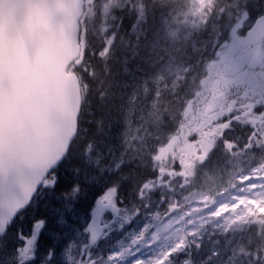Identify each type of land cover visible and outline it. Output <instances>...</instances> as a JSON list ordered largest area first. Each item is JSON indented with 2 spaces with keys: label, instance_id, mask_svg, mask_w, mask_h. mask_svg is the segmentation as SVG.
I'll return each instance as SVG.
<instances>
[{
  "label": "rangeland",
  "instance_id": "rangeland-1",
  "mask_svg": "<svg viewBox=\"0 0 264 264\" xmlns=\"http://www.w3.org/2000/svg\"><path fill=\"white\" fill-rule=\"evenodd\" d=\"M171 1L175 9L169 17H163L161 38L157 37L152 45L140 44L139 50L133 48L132 57L136 50L140 55L145 49L146 68L125 72L127 81L122 80L115 93V99L119 96L121 100L120 109L115 118H108L123 125L122 133L115 137L118 142L114 156L123 153L127 166L143 158L163 173L153 187L148 185L143 190V195L136 194L140 208L123 198L126 211L103 229L91 252L98 258L123 253L116 264H139L141 260L155 264L158 259H165L167 264H258L257 257L264 261V112L252 115L262 124L260 140L254 145L245 139L232 144L230 137L236 135L235 128L225 117L236 96L243 98L244 112H249V104L257 102L256 94L264 86V64L238 69L242 51L228 54L237 13L245 10L242 7L251 0ZM121 2H87L82 41L87 50L103 51L102 59L92 56L99 64L110 58L111 48L116 46L121 30L115 8ZM126 4L132 16L136 13V20L125 35L134 36L136 47L137 21L141 20L144 0H126ZM257 4L260 7L254 9L264 11V0ZM255 50H246L249 59L254 58ZM242 72H251L254 78L242 77ZM102 94L104 100L106 90ZM90 110L86 111L88 123L93 124L101 111L96 114ZM195 136L193 148L186 138ZM233 146V152L229 151ZM254 148L248 156H242L245 149ZM225 155L238 157L224 165L220 156ZM181 174L192 182L190 188L182 189L174 180ZM153 190H157L155 198ZM169 212L172 214L164 217ZM29 215H24L26 226L31 220ZM67 243L68 238L60 241L58 254L64 252ZM39 251L46 252L45 246L41 245ZM57 264H67L66 259L58 255Z\"/></svg>",
  "mask_w": 264,
  "mask_h": 264
},
{
  "label": "snow or ice",
  "instance_id": "snow-or-ice-1",
  "mask_svg": "<svg viewBox=\"0 0 264 264\" xmlns=\"http://www.w3.org/2000/svg\"><path fill=\"white\" fill-rule=\"evenodd\" d=\"M66 8L77 19L82 14V5L72 4L70 0H0L3 59L0 95L4 99L0 123V264H57L58 255L67 264H116L123 258V253L98 258L91 252L103 229L126 209L118 181L102 180L92 175L90 169L98 170L101 175L106 170L118 172L127 163L124 154L113 156L109 164H102L100 154L93 156L95 142L81 143L84 138L80 135L81 114L91 108V101L76 108L78 98L73 94L71 81H64L57 88L36 74L41 68L48 37L65 22ZM140 16H144L143 8ZM231 33L233 45L228 54L242 51L238 69L256 62L264 64V58L249 59L246 54L250 48L264 50V11H258L255 17L251 8L238 12ZM88 54L103 58L102 50H88ZM64 71L79 72L81 78L95 75L83 60L79 63L73 60ZM241 75L253 77L251 72ZM248 83L251 84V79ZM260 97L249 105L257 113L264 112L258 110L264 109V91ZM72 161L77 164L61 180L60 169ZM61 183L67 190L44 202L43 194L56 192ZM85 183L90 185V190L99 185L102 191L87 201L77 200ZM41 203V214L34 212L26 228L10 231L17 217L23 220L26 209H36ZM65 238L68 243L64 252L58 254L56 247ZM41 245L46 252L39 251ZM257 260L258 264H264L259 257ZM139 264L146 262L141 260ZM155 264H167V261L158 259Z\"/></svg>",
  "mask_w": 264,
  "mask_h": 264
},
{
  "label": "trees",
  "instance_id": "trees-1",
  "mask_svg": "<svg viewBox=\"0 0 264 264\" xmlns=\"http://www.w3.org/2000/svg\"><path fill=\"white\" fill-rule=\"evenodd\" d=\"M259 0H251L247 2V5L242 7V9L251 8L252 9V16L255 17L257 15L258 9L255 10L256 2ZM170 5H173L172 9ZM175 9L174 2L171 0H167V4L160 3V0H144V16L141 17L139 21V36H137V46H133L134 36L133 37H126L125 31L130 28L131 21L136 20V13H133V17L129 18L130 15H123L122 12L118 14V17H122L121 19V31L117 33V39L115 40V45L112 46L110 51V58L104 63L99 64L98 58L92 57L88 54V50L85 51V56L83 61L87 64L90 70H94L95 75L89 77L88 75H84L81 78V74L79 77L81 79V87H82V94L85 103L87 101H91V112L98 113L101 111L100 115L98 116L96 121L93 124L88 123V115L85 114V111L81 114V132L80 135L84 138L81 143H86L89 140L95 142L96 151L93 152V156L100 154L102 156V164H109L112 161L113 156L116 152V146L118 139L115 137L122 133L121 128L123 125L116 123L115 120L112 122L108 121V118H115L117 112L120 109L121 100L118 98L115 99L116 94H118V90L120 89L122 80H126L128 78V71H133L135 69H142L146 68L145 59H146V51L145 49L141 51L140 55H137V50L135 57H132V50L140 48V44L143 47V40L146 38L151 42H154L156 38H161V34L163 32V17L164 15H168V17L172 14V11ZM166 11V12H165ZM124 31V32H123ZM129 33V31H128ZM142 54V55H141ZM115 83H117L116 86ZM106 90V100H103V91ZM123 90V89H122ZM206 92L207 90L204 89ZM263 91V90H262ZM116 93V94H115ZM115 94V95H114ZM114 95V97H113ZM243 95V94H242ZM255 99H260L259 96L256 94ZM104 103L103 106L107 108H103L100 104ZM107 104V105H106ZM109 109V110H108ZM231 113L227 115V119H230V123L232 127H235L233 130L236 134L232 139V142H240V139H244L245 133L249 132L250 135L257 137L258 131L257 128L260 127L262 124L256 119L249 120V124L252 125V129L250 131H243L241 130L242 124L244 119L242 116L244 111V100L241 96H236L233 100V103H230L228 108ZM241 113L239 114V112ZM110 112V114H109ZM109 114V115H108ZM229 114V113H228ZM190 117H186L185 120L187 121ZM247 126V125H246ZM86 129L87 131H83ZM194 129V127H193ZM192 129V131H193ZM189 136V131L187 130V134ZM222 141L225 139V136H222ZM189 139L190 142L197 139V137L193 138H186ZM176 154V152H175ZM221 153H218V155ZM243 154V153H241ZM214 155V157L218 156ZM232 156V155H231ZM230 155H225L223 158L220 156L221 160L226 164L229 159H232ZM153 160V159H151ZM154 161V160H153ZM155 162V161H154ZM77 164V161H72L71 163H66L59 171V175L61 180L71 173L73 165ZM170 162L168 161L166 164L167 169L169 168ZM176 166V165H175ZM178 166V165H177ZM165 167V169H166ZM151 168V169H150ZM175 168V167H172ZM159 167L152 166V164L143 159V158H136L134 162L130 165H125L118 171V172H109L108 170L105 171L104 174H100L96 169H90V173L92 175L100 176L101 179H107L110 181H118L119 183V195L122 197L129 198V194L133 192V196L136 197V194L143 190H145L144 185L147 183L151 187L155 185V181L161 178V174L163 172H159ZM121 177H126V179H121ZM82 179V178H81ZM66 189V186L61 183L59 189H57L54 193H44L42 196V200L47 202L48 199L54 196L62 195V192ZM102 191V187L99 185L95 186L93 190H90L89 184H82V191L78 194L77 200H88L89 198L93 197L96 192ZM157 190H153L152 195H157ZM68 202H71L69 200ZM136 207L140 208L139 205ZM43 209V204L41 206L33 209L28 208L26 213H29V218H32L33 213L35 212L37 215L41 214L40 211ZM90 215V210H89ZM19 223V218L13 223V226Z\"/></svg>",
  "mask_w": 264,
  "mask_h": 264
},
{
  "label": "water",
  "instance_id": "water-1",
  "mask_svg": "<svg viewBox=\"0 0 264 264\" xmlns=\"http://www.w3.org/2000/svg\"><path fill=\"white\" fill-rule=\"evenodd\" d=\"M72 4H81V16L77 19L72 15L71 9H65V22L60 28L52 33L46 42V48L43 54L41 68L36 70V74L45 81L54 84L57 88H61L64 81H71L73 94L78 98L76 108L80 107L81 91L79 80L76 74L65 72L64 68L70 62L75 60L80 53L79 46V20L83 15V0H70ZM0 35H2V27H0ZM261 50L254 52L253 57L262 58ZM259 62L251 64L252 67L258 65ZM3 72V59L0 55V74ZM4 99L0 95V123L3 120Z\"/></svg>",
  "mask_w": 264,
  "mask_h": 264
},
{
  "label": "flooded vegetation",
  "instance_id": "flooded-vegetation-1",
  "mask_svg": "<svg viewBox=\"0 0 264 264\" xmlns=\"http://www.w3.org/2000/svg\"><path fill=\"white\" fill-rule=\"evenodd\" d=\"M120 1H122L121 3V6L120 7H118L117 8V10H119V12L121 11H123V12H125L126 11V9H127V6H126V0H120ZM122 17H124V16H122ZM122 17H121V19H122Z\"/></svg>",
  "mask_w": 264,
  "mask_h": 264
},
{
  "label": "bare ground",
  "instance_id": "bare-ground-1",
  "mask_svg": "<svg viewBox=\"0 0 264 264\" xmlns=\"http://www.w3.org/2000/svg\"><path fill=\"white\" fill-rule=\"evenodd\" d=\"M160 1H162V2H160V3H164L163 0H160ZM164 4H167V3H164ZM170 7H171V9H172L173 5H170ZM165 12H166V11H165ZM143 43H144L143 45H145V46H146V44L152 45V42H151L150 40L146 39V38L143 40ZM147 47H148V45H147ZM147 47H146V48H147ZM149 49H151V48H149Z\"/></svg>",
  "mask_w": 264,
  "mask_h": 264
}]
</instances>
